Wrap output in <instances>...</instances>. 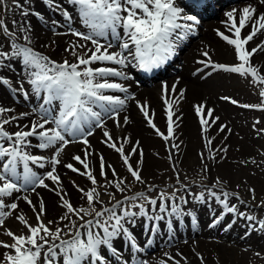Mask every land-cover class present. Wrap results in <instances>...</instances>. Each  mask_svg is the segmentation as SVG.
<instances>
[{
	"label": "snow or ice",
	"instance_id": "1",
	"mask_svg": "<svg viewBox=\"0 0 264 264\" xmlns=\"http://www.w3.org/2000/svg\"><path fill=\"white\" fill-rule=\"evenodd\" d=\"M48 2L52 4V0H48ZM69 3L78 7L82 24L90 29L88 33L73 30L72 34L94 46L89 48L86 44H73L70 49H66L75 57V63H70L68 60L58 63L30 47L18 45L15 43V33L11 32L7 25L0 23V27L13 37L11 41L13 51L11 53L0 51V63L4 59L22 58L34 91L37 94L42 90L47 92L45 104H51L53 100L61 102V110L55 117L51 116L48 108L41 106L40 119L42 122H33L28 131L10 133L5 129V125L11 124L16 117L0 120V141L11 142L8 146L0 143V228L5 227V219L12 216L19 207L16 202L6 203L5 198L19 199L20 197L13 194L22 192L28 185L38 184L42 188L55 192L60 197L61 206L66 209L60 220L68 221L71 226L69 232L71 228H76L77 231L71 241L62 239L64 229L50 228L49 225L55 222L43 219L46 216V206L43 200L34 204L28 196H24L23 199L32 208L37 222L35 225L30 224L24 215L15 217L28 229V233L17 235L10 229L6 230L5 234L13 242L9 244L0 241V247L10 250L5 253L0 264H82L83 261H88L89 264H107L106 256L101 252L102 246H106L114 255L117 254L118 250L113 246V238L120 236L121 233H126L127 229L124 224L131 222L128 218L135 217L138 213L124 209L122 215H117L116 209L122 207L121 201H117L110 208L96 210V205L104 204L101 199L102 193L96 187L88 191L79 189L86 199L88 209L74 206L68 199H65L66 193H64L56 166L62 163L60 155L64 149L70 143L80 142L87 146L83 149L85 157L75 155L72 159L79 162L86 171L81 172L72 163L64 164V167L74 173L87 176L92 185L98 184L97 178L89 170L87 162V156L91 154V145L87 137L94 134V124L95 127L104 129L103 135L106 138L104 143L121 156L131 177L137 182L144 183L141 169L130 162L131 157L137 154L139 159L135 162L136 165H142L144 162L142 149L138 152L139 141H136L126 154L123 144L119 143V140L114 138L105 127V119H113L118 128L129 123L127 117H124L121 122L119 114L125 106L126 99L130 97L122 99L119 96L105 94L108 91L127 92V88L122 84L108 80L109 77L126 79L127 76L124 72L112 67H92V65L109 62L127 66L131 63L129 60L131 57L138 61L140 68L151 71L153 68L160 67L174 54V49L177 46L174 41L186 38L193 31L194 24L197 22V17L194 15H182L183 10L176 6L175 0H69ZM258 3L264 6V0H258ZM240 13L238 23L235 9L227 13L231 22L228 30L233 33L234 38L219 33L222 39L234 46L239 63L231 66L213 63L207 52L203 53L208 58L207 61H201V63H204L205 67L211 65L214 69L238 73L241 76L250 75L254 82L264 84V75H260L258 69L251 63L252 57L257 52H264V44L251 48V50L247 47L249 42L264 30V13L258 14L257 8L251 5L243 7ZM64 15L71 21L72 17L67 11H64ZM180 20L186 22H178ZM53 23L55 24V22ZM249 26L251 30L242 37V30ZM21 31L27 33L29 30L22 28ZM109 34H111V40H109ZM23 38L31 43L29 35L25 34ZM98 38H104L107 42L106 45L100 43ZM116 43H118L120 51L109 52L108 49L114 47ZM79 49L85 50L80 52ZM167 91V85H165V92L167 93ZM260 94L264 96V91H261ZM25 95L27 94L25 93ZM221 99L230 100L232 104L238 103L229 97H221ZM140 107L150 127L165 141H169L174 135V113L171 110L167 113L168 134L165 135L152 122L146 106L140 105ZM241 107L264 108V105L245 104ZM169 109H171V105H169ZM195 110L200 116V124L204 126V132L208 131L210 119L213 124L219 120V117H213V110L205 111L203 104L197 105ZM7 111L11 110L0 107V117ZM23 115L28 114L24 113ZM48 124H54L55 127L46 128ZM227 127V125H221L219 131L223 132ZM85 128L88 131H85ZM66 136H71L73 139L70 140ZM30 137L38 138L39 143L36 147L40 149L59 146L55 147L54 154L50 159L45 156L32 155L26 150L31 147ZM76 137H81V139L77 141ZM123 142L131 143V140L123 138ZM208 143L210 144L211 140ZM173 147H178V145H173ZM45 160H48V163L52 165L51 170L46 174L47 180L52 182L51 186L45 183L44 177L38 176L30 167L32 164L44 168ZM21 162L23 164V183L18 184L16 181L21 179V174L17 172V166ZM108 171H111L113 180H108L107 186L113 187L121 193L125 192L127 190L125 179H117L116 170L111 165H108ZM108 171L105 170L104 157L100 156V175L105 180H107ZM32 191H35V188H32ZM103 194L115 199L114 193L105 192ZM213 195L215 194L213 193ZM224 195H228V193ZM164 196L165 194L161 193L160 198L163 199ZM138 199H146L145 194L137 193L132 197H125V200L131 201ZM172 199L174 200L175 197L173 196ZM148 202L156 205L157 200L151 199ZM132 206L136 207L137 205L133 204ZM5 208L11 211H4ZM139 208L141 213L146 214L143 205H139ZM167 210V206L162 204L160 211ZM171 210L175 213L179 212L180 208L173 204ZM229 211H236V209L229 208ZM93 212L95 213L94 219L85 220V216H91ZM105 213H108L107 219H104ZM73 215L84 223L78 226L77 221L71 218ZM246 218L253 219V217ZM260 227L264 228V221L260 223ZM81 228L85 230L84 233L79 230ZM97 229L102 230V233L96 231ZM129 240L132 246L136 247L131 236H129ZM57 241L59 243H56ZM141 264H146V262L142 261ZM162 264H166V262H162ZM176 264H179V261H176Z\"/></svg>",
	"mask_w": 264,
	"mask_h": 264
},
{
	"label": "rangeland",
	"instance_id": "2",
	"mask_svg": "<svg viewBox=\"0 0 264 264\" xmlns=\"http://www.w3.org/2000/svg\"><path fill=\"white\" fill-rule=\"evenodd\" d=\"M18 1L19 0H6V2L8 3H6L2 7V2L0 0V23L7 25V28L11 32L15 33V39H23L24 32L21 31V29L25 28V26L18 23L17 16L20 14L23 17H28L29 12L22 13L21 9H19ZM44 1L48 2V0ZM53 1L54 0H52V2ZM179 8L183 10L182 7ZM18 9L19 11L16 12V10ZM34 12V15L40 14V12L36 10V8ZM79 18L80 16H77L75 18V21L77 22L76 27L77 29H82L84 25L81 22V18ZM55 33L58 34L62 32L55 31ZM4 35L5 31L2 27H0V47L3 48L1 49V51L7 52L8 46H11V41L13 40V37L9 36L8 34L6 36ZM214 35L216 38H218L217 33H214ZM212 45L214 46V48H216L215 43H213ZM55 49L56 46L54 44H49L44 50V52H42V54L48 56L52 52H54ZM200 51L202 53L207 52L209 55L216 57L215 59L223 61L221 57L211 54L208 50ZM68 59L73 63L76 62L75 57H73L71 53ZM64 60L65 59L62 58V61ZM22 78L26 79L28 84H31L29 82L31 78L28 75V72L26 71V66L22 63V58L4 59L3 62L0 63V84L6 86L8 82L17 83V81L19 79L22 80ZM195 80L198 84L199 95L201 96L202 100H207L205 101V103H207V105L205 106V111H207L208 109L213 110V115L216 114V116L219 117V120H217V122L220 125L224 124L228 126L225 131L221 132L218 129L216 132L211 133L212 135H210L208 131L204 132L203 128L199 126L200 130L202 129L206 136V139L204 141L208 142V138H210V145L213 148L216 147L215 154H210V150L206 148L204 141H201L198 135H196L195 137L187 135V139L192 141L194 144L195 155L185 158L182 162V165L181 163L176 164L171 154H164L162 150H153L155 148L162 149L161 146H155L152 148L151 151V161L154 162V164H150V166L153 168V171L151 173L146 172V166H144L143 168V165H136L135 162L130 160V162L133 163L134 166L139 167L141 169V175L144 180V183H140L135 181L131 177V175L127 171V167L122 161L121 156H118V153L115 151V154L112 156L111 159L104 158L105 170H108V165H111L112 168L116 170V178L125 179L127 190L121 193L113 187L107 186V181L113 180L111 171L108 172L107 180H105L102 176H99L97 178V185H92L91 182L88 180L89 185L87 186L86 182H84L82 179V175H80L79 173H74L70 169L64 167V164L72 163L75 167L79 168L81 172L86 171L79 162L72 159V157L75 155H79L82 158L85 157L83 149L87 146L80 142H76L75 145H73L72 147H66V151L68 150V153H70L72 157L64 159V156H60L62 163L56 166L57 174H59L61 177L63 190L65 191V189H68L65 193L69 196H72V198L65 197V199H68L76 207H83L85 209H88V206L83 204V201H86V199L83 197V193L79 191V189L81 188L86 191V188L90 189L96 187L97 190L102 193L101 199L103 201L107 200L108 202H113L114 199H111L108 195L103 194L105 193L104 190L107 189L108 192L114 193L116 199L120 196L121 198H125L128 196L127 194L131 192V190L129 189V183L136 184L138 187L135 189H142L144 192L147 190L157 192L158 186L160 185L167 187V190H173L174 187L182 186L184 184L189 185L190 188H202L205 186L203 189L208 192V188L210 187L209 182L219 181L220 185L217 186V189L223 192L221 194V197L225 200V202L228 203V201H230L231 199H235L241 207L245 208L247 211L249 210L250 212L256 214V216L253 215L255 218L261 215L264 219V123L258 125L257 123H255L254 117L250 118L253 115L252 110L247 111L246 119L248 120L245 125L242 124L239 119H237V122H235L234 114L230 112V110L233 109L232 105H235V107L238 108V103L247 105H258L260 103H263L264 96H261L260 94L263 90L258 83L253 81L250 76H241L238 73H216L211 77L198 76L197 78H195ZM5 81H7V83H5ZM170 90L171 88H169L167 94H170ZM177 93L179 94L180 92ZM221 97H229L231 99L236 100L238 103L231 104L230 107L228 105L229 103H231L230 100H223L221 99ZM146 101L147 100L145 99H136L134 101L133 109L137 114L141 112L140 105H142L143 102ZM208 101L210 103H208ZM126 106L129 107L130 102ZM182 107L184 106H181L178 103L175 107V110L179 111L180 109H182ZM196 121L200 124V117H198ZM106 129L112 133L114 138L118 137L117 131H120L121 136L124 134V130H122V127L118 128L116 127V125L114 129ZM128 129L129 130L125 131H128V133L133 132L135 135L137 134L134 126H129ZM103 131L104 129H102L101 133L94 134L95 136L91 138L90 136L87 137L91 145V154L87 156L89 170L91 171L93 168L100 169V158L97 159V154L99 153L98 147L101 146L103 141H105L106 139L103 135ZM185 132L187 134V131ZM135 138L137 137L132 136V142ZM76 149L79 150H77L76 152ZM54 150L55 147L49 149V151L52 153L54 152ZM68 153H66L65 155H67ZM51 167L52 165L50 164L47 172L51 170ZM222 169H227V171L222 172ZM19 171L20 169L17 168V172ZM207 171H210L211 175H206ZM196 183L200 184V187H198ZM257 183L260 184L258 185ZM101 185H104V187H101ZM32 188H35V191H32ZM37 190L38 186H31L29 189L26 187L25 190L16 195V197H20L19 199L13 200L11 198L6 201V203L16 202L19 205L18 209L13 212V215L5 219V224L10 218H12L13 221V225L10 227L7 226L6 230L10 229L17 235H26L28 233V229L23 224H21L15 217L18 215L25 216L26 213L32 211V208L23 199L24 196H28V198H30L34 204H38L40 202L41 198L36 194ZM212 192L217 194V192L213 190ZM225 193H228V195H224ZM255 197L258 198V200L260 201L257 206L254 203L256 201ZM45 206L46 216H44L43 219L46 221L55 222L49 225L50 228H63V238H69L72 235L76 234V228H71V231L69 232V228L71 226L68 224V221L60 220V217L63 216L66 211V209L61 206L60 198H56L53 201L51 210L49 209V202L46 203ZM95 207L98 211L104 208L101 205H96ZM130 207L131 206L129 203H122L120 211L123 212L124 209L129 210ZM190 208L191 206L189 204H186L183 206V208H181L179 212L187 211ZM3 210L11 211L8 208H5ZM93 217H95L94 212L91 216H85V220H88V218ZM71 218L77 221V225L78 223L81 224L84 222L80 221L78 217L74 215ZM104 219H107L106 213ZM36 222V220L33 221V224ZM97 231L101 230L97 229ZM229 258L230 260L238 259L239 254L236 257L231 256ZM248 263L252 264L250 261H248Z\"/></svg>",
	"mask_w": 264,
	"mask_h": 264
},
{
	"label": "bare ground",
	"instance_id": "3",
	"mask_svg": "<svg viewBox=\"0 0 264 264\" xmlns=\"http://www.w3.org/2000/svg\"><path fill=\"white\" fill-rule=\"evenodd\" d=\"M221 1L236 5L234 2H237L238 0ZM22 5H24L23 10L29 12V16L23 17L19 14L17 20L18 23L24 25L25 28L29 30L27 33L24 32V35L27 34L30 36L31 43L25 41L24 38H16L15 43L18 45L30 47L34 51L42 54L49 44H54L57 49L47 57L56 62L60 60V57L66 52V49H70L73 44H86L89 48L93 47L79 37H71L70 29L74 26L75 18L80 15L78 7L69 3V0H54L52 4L41 0H24ZM239 5H241V7L239 8V6H237L238 8L235 9L237 18H239L241 14L240 10L243 7L250 5L257 8L258 14L264 13V6L260 5L258 0H247L246 2H240ZM35 8L40 12L39 15H34ZM64 11H67L70 14L72 17L71 21L65 17ZM53 22H55V24ZM248 30V28L243 29L242 35H246ZM55 31L62 33L56 34ZM263 38L264 30L258 33L254 39L249 42V45L247 46L248 49L251 50V48H254ZM217 41L218 40L212 33V29H208L206 30L205 37L195 47L197 50H200V47L201 50H203V45H208L216 52V56L224 58L223 61L217 62L215 60L214 63L225 65H229L231 62L239 63L236 58L234 47L229 44H224L223 42L218 43ZM213 43L216 44V48L212 45ZM1 49L3 48L0 47V51ZM11 50L13 51L12 47L8 46L7 52L11 53ZM194 51L195 49L193 48V52ZM187 57L188 59L184 62V66L178 76L181 79V86L185 87L187 93L186 101L189 104V108L178 114L176 122L180 130L182 132L187 131L189 136L195 137L198 135L199 137H203V135L198 132V125L195 123L196 118L192 110V106L197 105L202 100L198 93V85L193 80L192 71L194 70L195 65H205L204 63H201V61H207V58L193 53H190ZM252 59H254V65L258 69L259 74L264 75V52H257ZM70 63L73 62L70 61ZM15 88V82H8L6 86L0 84V107L11 110L5 112L3 115L16 111L18 107L15 105H20L22 103H28L31 105L34 114H41L40 109L41 106H43V101L39 100L37 95H31L29 97L17 95L13 91ZM133 99H143V97L140 94H136L133 96ZM52 104L55 106L57 103L53 102ZM142 105L146 106L151 113L150 117L152 118V121L162 132L165 133L167 131L165 128L167 114L163 108L164 104H161L159 101H152V103L144 102ZM60 110L61 103H58V113ZM230 112L236 117L241 114L237 109H231ZM131 113H135V111H131ZM29 116L30 115H27V117L21 119H24V122L28 123L30 120ZM213 117H216V115H213ZM5 118V116H2L0 117V120ZM243 123H245V120ZM135 124L140 128L137 133L141 139L138 150L142 149L145 162H149V154L151 152L149 148L154 146V137L157 135L156 131L150 127L149 123L142 120L140 116ZM220 126L221 125L218 122L213 124L210 119L208 126V132L210 135H212L211 133L216 132ZM148 135L149 138L147 140ZM174 137H176L180 146V149L176 151V163H181L185 158L195 155L194 144L192 141L186 139L183 135L178 137V133H176ZM208 139L210 140V138ZM111 152L112 148L108 149L100 147L97 159H99L100 156H103L104 158L111 157ZM145 166L147 167L146 172L151 173L153 171L150 164L145 163ZM32 167L40 168L38 165H33ZM221 171L225 172L227 169H222ZM99 174V169H94L93 175ZM46 181L47 180H45V183ZM47 183L50 186L52 185V182ZM257 184L259 185L260 183ZM187 189L186 186L175 187L170 194L175 195L181 203L189 201L190 203H193L195 207L192 208L190 212H182L177 217H170L168 221L163 219L164 217L162 216L161 211L158 210L155 217H152V211H150L148 218L150 226L154 229V232L149 237H147V235L145 236L146 238L138 239V241L135 242L136 247L129 248L128 246H121V250L125 256L135 257V260L130 261L128 264H141L142 261L146 262V264H162V262L168 263L170 260H174V263L176 264V261H179L180 258L186 259L188 264H247L243 257L240 260H230L229 257L222 258L220 255L233 256L234 251L244 252L239 247L245 248L244 243L249 242L251 239L254 240L256 244H262L264 248V229L260 227V223L263 221L262 218H255L245 208L241 207L236 200H231L230 203H227L229 208L236 209V211H229V208L224 205L220 206L219 204H216L212 196L203 197L202 193H199L197 195L198 198L191 197L190 192L185 195L184 192H186ZM199 191L203 190L199 189ZM37 192L45 202L50 201L49 209L51 210L53 205L51 200L57 194L42 187H40ZM137 193L142 192L141 190L135 189L134 194ZM160 194L161 192H159L158 195L153 196L151 199H160ZM139 205H143L144 211H146L145 204ZM139 205L131 210V212L143 214L140 212ZM211 208L214 209V211L203 214L204 210ZM33 215L34 213L31 211L27 213L26 217L29 221H32ZM217 215L220 216V219H215ZM235 216L238 217L241 222L237 224L242 230L241 235L245 234V230L249 226L252 232L248 237L238 236L233 228L224 226V222L233 221ZM136 217L137 215L128 218L131 222H128L130 230L127 233V236L140 230L141 224L137 221ZM246 217H253V219H247ZM12 225L13 221L8 223L9 227ZM249 248L252 255L255 256L258 261H264V254L261 252L260 247L251 244ZM7 252H10V250L3 251L1 258H3Z\"/></svg>",
	"mask_w": 264,
	"mask_h": 264
}]
</instances>
